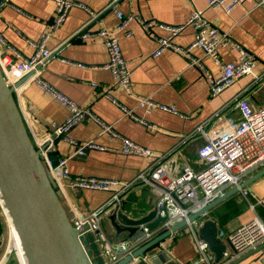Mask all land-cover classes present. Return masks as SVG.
I'll return each mask as SVG.
<instances>
[{"label":"crops","instance_id":"1","mask_svg":"<svg viewBox=\"0 0 264 264\" xmlns=\"http://www.w3.org/2000/svg\"><path fill=\"white\" fill-rule=\"evenodd\" d=\"M72 1L88 8L97 18L90 20L85 9L72 8L60 27L52 32L50 25L55 8L51 0H11L0 12V34L6 44L25 57L33 53L29 41H36L43 33H48L46 45L52 53L39 71L38 76L42 81H46L78 108L88 109L110 126L114 133L132 143L159 155H169L168 161L173 160L180 166L186 162L195 170L201 169L202 161L197 156V150L204 141L196 128L218 112L224 116L237 117L235 98L250 86L253 75L259 76L264 70V5H260L259 0H244L226 12L210 8L208 0H119L113 9L108 10L113 4L112 0ZM192 10L202 12L220 36L245 49L255 59L253 75L242 76L216 97L209 94L207 79L201 69L190 63L193 59L198 60L212 75H217L218 65L212 58L204 56L201 50L194 49L187 56L170 49L157 56L152 55L157 47L152 35L165 37L167 32L164 28L184 24ZM132 14L140 20L159 23L164 28L154 26L150 33H146L132 19L127 26L131 35L126 37L117 32V24ZM82 28L92 31L105 28L115 33L130 72V92L112 87L110 73L103 67L108 62L104 44L98 38L81 40L77 35ZM192 38V30L187 27L171 41L178 47L186 48ZM59 49L61 51L52 57ZM3 50L0 46V51ZM236 53L231 48L218 50L222 62L237 60ZM31 80V74L23 77L15 99L29 135L43 141L54 127L63 125L69 117V111L53 96L42 92ZM105 91H109L111 99L103 96ZM252 91L248 94L251 105H264V82L258 83ZM144 98L157 105L171 107L174 111L166 112L156 107L147 111L145 106L139 105V101ZM118 104L143 122L134 121L123 114ZM65 134L55 141L54 152L58 159L69 157L66 168L72 175L130 183L120 203L127 212L137 215L155 204L157 190L135 182L136 176L150 164L149 158L123 154L120 150L121 140L109 137L100 125L88 118ZM84 142H93L107 149H88V153L76 155L78 145ZM244 189L248 191L245 196L238 192L209 211L205 219L216 223V235L219 232L227 235L253 217L264 221V176ZM69 196L68 205L74 217L105 206L111 192L83 190ZM106 226L112 243L120 242L118 237L113 236L111 227L108 224ZM219 240L228 249L227 243L223 239ZM162 246L180 264H199L194 240L185 229L165 238ZM230 264L263 263L257 253H251Z\"/></svg>","mask_w":264,"mask_h":264},{"label":"built area","instance_id":"2","mask_svg":"<svg viewBox=\"0 0 264 264\" xmlns=\"http://www.w3.org/2000/svg\"><path fill=\"white\" fill-rule=\"evenodd\" d=\"M10 1L0 0V12L9 5ZM51 1L55 8V15L50 25L52 32L60 27V24L65 20L72 8H83L89 13L90 20L95 18V15L80 3H75L72 0ZM116 1L112 0L113 3ZM242 1L244 0H208L207 4L212 9H223L227 12ZM258 3L264 5V0H259ZM19 12L23 15V12ZM132 19H135L146 33H150L154 26H162L156 22L140 20L138 16L132 14L123 18L117 24V32L123 33L126 37L130 36L131 33L127 30V26ZM187 27L193 33L192 42L186 48L176 46L171 41L172 38L182 33ZM164 29L167 32L165 37L152 35L157 42V47L152 55L157 56L161 52L170 49L175 53L187 56L194 49L201 50L204 56L207 55L212 58L218 65L217 75H212L208 69L201 66L198 60L193 59L190 63L198 66L203 75L206 76L209 94L212 97L220 95L242 76L253 75L254 57L245 49L239 48L231 40L220 36L217 29L208 22L202 12L192 10L184 24L168 26ZM114 34L105 28H97L93 31L82 28L77 36L83 41H91L97 38L102 41L108 61L103 67L110 73L112 87L130 92V72L126 61L122 57L120 44ZM48 36V33H43L38 40L29 41V45L33 47V53L23 57L13 46L6 44L4 37L0 34V46L4 49L0 51V70L4 81L9 86H15L21 78L31 74V81L42 92L53 96L69 111V117L63 125L54 127L52 133L45 140L38 141L31 136L35 148L39 150L42 161L52 174L55 188L63 195L68 204L69 195L83 192V190L111 192V197L106 205L114 203L117 208L116 211L121 209V198L130 188V183L103 177L72 175L66 168L69 157L58 159L57 165H52L50 154L54 152L55 141L66 136L65 133L69 129L88 118L100 125L103 132L109 137H118L121 140L120 150L123 154L139 155L150 159V164H148L145 171L140 172L136 176L135 182L138 181L157 190L158 194L154 203L160 215L166 216L165 222L158 225L155 229L149 231L145 224H140L134 237L115 244L109 239L102 223L101 213L106 205L88 214H76L71 219V224L80 231V235H84L86 232L92 235L93 240L98 245L100 255L104 259V264H114L121 260L122 257L131 255L138 247L151 241L156 235L165 231L170 232L175 224L182 220L187 221V218L192 213L208 205L210 201L222 196L228 189L239 186L244 179L264 168V105L260 107L251 105L248 96L258 83L264 82V70L259 76L253 75L250 86L244 89L242 95L235 98L234 107L238 112L237 117L224 116L223 113L218 112L208 119L205 124L196 128L197 133L204 142L197 150V156L202 161L203 167L195 170L186 162H182L180 166L173 160L168 161L167 156L169 155L153 153L151 150L136 143L134 144L114 133L110 126L92 115L88 109L78 108L71 100L58 93L46 81H42L38 76L39 71L52 53L46 45ZM223 48L236 50L237 60L222 62L218 56V50ZM20 87L19 85L14 88V97L19 93ZM103 96L111 99L109 91H105ZM139 105L145 106L147 111H150L152 107L166 112L174 111L171 107L167 108L157 105L145 98L139 101ZM118 106L123 114L130 119L141 121L120 104ZM66 139L73 143L71 139L67 137ZM83 149L105 151L107 148L96 145L93 142H84L78 145L75 154L82 155ZM239 192L243 196L248 193L244 188L240 189ZM162 208H164V211H162ZM204 221V219H195L191 223H187L184 229L194 240L198 263L214 264L215 256L208 249L207 244L198 238L197 235V229ZM173 235L170 234V236ZM216 238L223 239L227 243L228 249H224L223 257L215 264H230L251 253H257L264 264V221L262 222L260 218H251L246 224L241 225L227 235L219 232Z\"/></svg>","mask_w":264,"mask_h":264},{"label":"water","instance_id":"3","mask_svg":"<svg viewBox=\"0 0 264 264\" xmlns=\"http://www.w3.org/2000/svg\"><path fill=\"white\" fill-rule=\"evenodd\" d=\"M118 1L108 10L113 9ZM60 51L61 49L54 52L52 57ZM22 82L23 78L15 86L7 85L0 70L1 207L6 211L11 226L13 225L16 231L24 260L26 264H104L92 235L88 232L80 235V231L71 224L73 213L70 206L55 188L52 174L42 161L39 150L35 148L28 133L14 97V88ZM82 152L86 154L89 151L83 149ZM50 159L52 165L56 166L58 163L56 152L50 154ZM262 176L264 168L244 179L239 186L228 189L222 196L192 213L187 221L182 220L175 224L170 232L165 231L156 235L131 255L122 257L114 264H132L134 261H137L136 264H180L170 256L165 247L161 246L165 238L184 229L187 223L195 219H205L213 207ZM116 209L114 203H110L104 207L101 215L104 223L111 227L113 236L118 237L119 241H127L134 237L140 224H145L150 231L166 220V216L160 215L155 204L137 215L127 212L123 207L119 211ZM216 231V223L211 219H205L197 229L198 238L207 244L215 256L214 264L223 257L225 249L216 238ZM108 237L112 239L111 236Z\"/></svg>","mask_w":264,"mask_h":264},{"label":"rangeland","instance_id":"4","mask_svg":"<svg viewBox=\"0 0 264 264\" xmlns=\"http://www.w3.org/2000/svg\"><path fill=\"white\" fill-rule=\"evenodd\" d=\"M2 209L3 208L1 207V198H0V223L1 226H3L2 228L3 230L0 234V264H21V262L18 260V254L16 251L17 248L15 246V243H13V239L11 236V229L10 226L8 225L5 211L4 209L3 210ZM102 223L104 230H107V226H106L107 224L104 223V221Z\"/></svg>","mask_w":264,"mask_h":264},{"label":"bare ground","instance_id":"5","mask_svg":"<svg viewBox=\"0 0 264 264\" xmlns=\"http://www.w3.org/2000/svg\"><path fill=\"white\" fill-rule=\"evenodd\" d=\"M3 210V209H2ZM5 211V210H4ZM5 214H6V218H7V222H8V225L10 226V229H11V236H12V239H13V243H15V246L17 248V254H18V260L21 262V264H26V261L24 260V257H23V254H22V250H21V247H20V243L18 242V238H17V234H16V231L13 227V225L11 226V223H10V219H9V216L7 215L6 211H5ZM7 225V224H6ZM9 229V230H10ZM8 231V230H7ZM7 233V232H6ZM10 233V232H9ZM11 239V238H10ZM11 241V240H10ZM6 252V251H5ZM3 259V258H2Z\"/></svg>","mask_w":264,"mask_h":264},{"label":"trees","instance_id":"6","mask_svg":"<svg viewBox=\"0 0 264 264\" xmlns=\"http://www.w3.org/2000/svg\"><path fill=\"white\" fill-rule=\"evenodd\" d=\"M3 228V226H1V223H0V234H1V232H2V229Z\"/></svg>","mask_w":264,"mask_h":264}]
</instances>
